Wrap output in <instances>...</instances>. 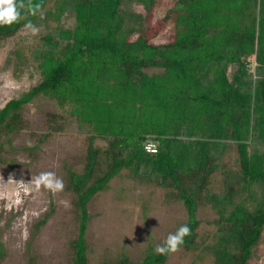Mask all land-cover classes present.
Here are the masks:
<instances>
[{"label":"trees","instance_id":"trees-1","mask_svg":"<svg viewBox=\"0 0 264 264\" xmlns=\"http://www.w3.org/2000/svg\"><path fill=\"white\" fill-rule=\"evenodd\" d=\"M48 1L44 18L22 11L18 23L0 26V40L28 21L40 28L30 51L40 79L0 108V134L23 128L24 106L47 96L66 126L87 135L83 171L67 170L78 218L70 264H87L88 202L122 169L181 200L191 228L181 247H195L197 209L208 203L217 212L207 246L214 263L246 264L264 228V0H173L158 18L163 0ZM168 24L169 38L155 42ZM233 145L236 170L223 162ZM168 255L150 249L115 264H163Z\"/></svg>","mask_w":264,"mask_h":264},{"label":"rangeland","instance_id":"rangeland-1","mask_svg":"<svg viewBox=\"0 0 264 264\" xmlns=\"http://www.w3.org/2000/svg\"><path fill=\"white\" fill-rule=\"evenodd\" d=\"M172 3L173 0H163L156 7L155 17L163 16ZM53 4L54 0H49L46 8H52ZM52 23L49 19L48 24ZM171 28L168 24L154 41H166ZM39 36L31 35L22 26L15 34L0 40V108L40 79L30 54L40 42ZM15 50L21 52L20 58ZM145 70L151 73L159 69ZM67 119L54 99L37 96L23 108V128L0 134V242L4 250L0 264L71 262L78 218L67 170L83 171L88 139L84 133L66 126ZM60 123L61 129L51 130ZM95 145L103 147L105 143L96 139ZM236 157L233 145L223 157L224 168L236 170ZM44 171H53L62 178L64 189L59 192L36 189L31 180ZM100 171L96 167V173ZM212 176L220 186L222 172ZM170 192L156 183L136 184L126 169L111 178L87 205L91 215L86 230L87 264H115L121 254L138 262L150 249L162 245L167 235L187 220L184 204ZM216 217L217 212L210 204H200L195 247H181L170 253L163 264H215L207 246L213 241ZM246 264H264V228Z\"/></svg>","mask_w":264,"mask_h":264},{"label":"clouds","instance_id":"clouds-1","mask_svg":"<svg viewBox=\"0 0 264 264\" xmlns=\"http://www.w3.org/2000/svg\"><path fill=\"white\" fill-rule=\"evenodd\" d=\"M22 11L35 16L38 13L43 18V4L34 3L33 0H0V26H10L18 23L22 18ZM30 34H39L40 28L28 21L24 25ZM31 183L36 189L41 187L59 192L64 189V181L53 171H44L32 178ZM191 235V228L187 224L181 225L175 232L169 233L162 245H157L155 252L160 255L176 253L185 242V237Z\"/></svg>","mask_w":264,"mask_h":264},{"label":"built area","instance_id":"built-area-1","mask_svg":"<svg viewBox=\"0 0 264 264\" xmlns=\"http://www.w3.org/2000/svg\"><path fill=\"white\" fill-rule=\"evenodd\" d=\"M145 149L149 152H155L156 151V146L153 142L148 141L145 145Z\"/></svg>","mask_w":264,"mask_h":264}]
</instances>
